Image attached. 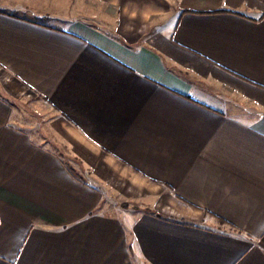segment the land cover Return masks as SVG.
<instances>
[{
  "label": "crops",
  "instance_id": "obj_1",
  "mask_svg": "<svg viewBox=\"0 0 264 264\" xmlns=\"http://www.w3.org/2000/svg\"><path fill=\"white\" fill-rule=\"evenodd\" d=\"M0 264H264V0H0Z\"/></svg>",
  "mask_w": 264,
  "mask_h": 264
},
{
  "label": "rangeland",
  "instance_id": "obj_2",
  "mask_svg": "<svg viewBox=\"0 0 264 264\" xmlns=\"http://www.w3.org/2000/svg\"><path fill=\"white\" fill-rule=\"evenodd\" d=\"M23 102V101H22ZM22 110H23V114H27L29 115L30 117L29 118H32L33 121H35L34 118L36 117H40L39 113L36 112L34 110V108H31V105L28 104V103H22ZM115 199V198H114ZM121 199H115L111 204H108V205H111L113 207V209H131V210H136V209H141V207L139 205H142V204H132V203H123L120 201ZM143 208V207H142ZM159 208L161 209L162 212H169L168 210V207H167V204H161L159 205ZM165 210V211H164Z\"/></svg>",
  "mask_w": 264,
  "mask_h": 264
}]
</instances>
